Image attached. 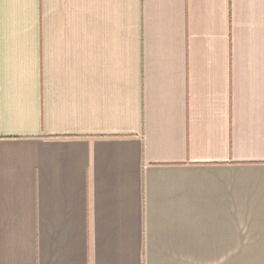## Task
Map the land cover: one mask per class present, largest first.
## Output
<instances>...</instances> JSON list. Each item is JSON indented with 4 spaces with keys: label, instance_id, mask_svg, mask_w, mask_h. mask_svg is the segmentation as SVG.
<instances>
[{
    "label": "crops",
    "instance_id": "1",
    "mask_svg": "<svg viewBox=\"0 0 264 264\" xmlns=\"http://www.w3.org/2000/svg\"><path fill=\"white\" fill-rule=\"evenodd\" d=\"M0 264H264V0H0Z\"/></svg>",
    "mask_w": 264,
    "mask_h": 264
}]
</instances>
